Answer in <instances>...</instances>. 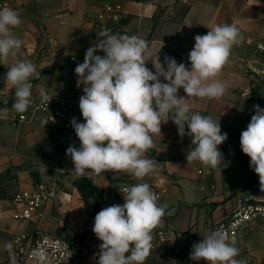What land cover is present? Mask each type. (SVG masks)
Wrapping results in <instances>:
<instances>
[{
	"label": "crops",
	"instance_id": "obj_1",
	"mask_svg": "<svg viewBox=\"0 0 264 264\" xmlns=\"http://www.w3.org/2000/svg\"><path fill=\"white\" fill-rule=\"evenodd\" d=\"M113 4L123 7L125 18L134 17L135 27H127L126 31L146 41V67L153 72V63L157 56L162 62L165 55L190 68L188 54L194 47V37L207 34L216 25L235 23L240 29L242 39L239 44L233 46L229 60L217 77L226 87L223 97H189L187 100L193 112L211 117L220 123L222 133H227V140L218 147L227 155L224 161L233 163V166L220 172L199 162L187 164L186 153L194 147L191 145V137L185 135L181 138L177 126L169 120L167 124H162L161 134L153 136L155 147L146 153L148 158L158 162V174H150L143 180H137L134 176L122 172L107 171L116 178L95 182L108 197L111 191L116 190L115 193L121 197L120 205L124 203L123 195L119 193L123 185L147 182L159 191L158 204L167 206L162 223L153 232L165 228L169 232L170 243L187 233L207 236L211 230L215 231L214 225L237 207L239 200H264L259 177L250 167V157L242 152L240 146L241 132L246 130L251 116L255 114L253 106L264 108V79L259 74L261 56L257 52V44L264 43V0H141ZM174 5L185 7V12L174 26L173 32L165 36L159 31L160 27H164L163 21L160 22L158 30L153 32V21H146L145 15H151L162 7L167 12ZM103 9V5H93L91 0H16L14 10L20 14L23 22L13 31L23 44L15 56L0 61V66L9 69L17 60L32 62L34 53L41 47L37 38L41 32L49 44V51L58 60H62L65 66L55 71L54 62L41 64L40 69H48L52 74L45 75L33 85V102L24 113H18L13 108L14 100L10 101V96H13L14 89L9 83L0 90L1 166L6 162L3 158L7 156L8 151L4 143L9 142L10 136L14 134L9 119L20 114L31 115L40 100V89L43 88L48 95L55 97L76 96L74 70L83 62L87 48L97 40L95 25L97 16ZM144 20L146 26H143ZM184 96L186 93L181 89V97ZM45 119L49 121L47 115L37 114L33 123L18 129L19 133L15 134L13 140H28L34 135L26 133L33 130L39 132L35 134L36 139H39L45 134L44 130L48 131L46 127H61L58 122H48L44 127L41 122ZM68 137L71 139L69 135ZM194 168H198L199 172ZM120 182L122 184L118 186ZM116 185L118 188L113 189ZM67 197L70 202L67 210L71 222L66 229L70 233H79L88 216L76 193ZM46 220L41 225L42 229L55 236L54 233L58 231L56 229L62 226ZM11 224L16 233L29 228L27 224L12 220ZM91 225L93 227L94 223ZM242 240L250 253L255 255L263 252L264 224L250 225L238 243ZM100 243L98 239L86 254L82 251L81 259L75 264H97ZM160 250H151L145 264H160Z\"/></svg>",
	"mask_w": 264,
	"mask_h": 264
},
{
	"label": "clouds",
	"instance_id": "obj_2",
	"mask_svg": "<svg viewBox=\"0 0 264 264\" xmlns=\"http://www.w3.org/2000/svg\"><path fill=\"white\" fill-rule=\"evenodd\" d=\"M20 14L9 7L0 8V61L15 56L23 41L14 33L22 24ZM86 50L84 60L75 67L77 87H82L79 109L84 122L70 123L79 139V147L70 145L66 155L79 176L122 172L143 180L158 174V162L146 156L155 147L153 136L161 134L162 124L171 120L178 135L191 137L187 164L199 162L222 172L229 166L219 150L227 140L219 122L193 112L189 97L220 99L226 92L217 79L229 60L234 45L242 36L235 23L216 25L207 34L196 35L188 58L190 68L175 58L159 56L155 72L146 67V41L137 35L114 34L101 30ZM104 53L103 56L96 54ZM40 72L27 60H17L7 71L6 80L15 90L13 108L24 113L33 102V79ZM163 78V81L161 80ZM186 96H178L179 89ZM42 102L51 98L42 88ZM254 115L241 132L242 152L250 157V167L258 175L264 191V108L253 106ZM49 121L42 120V126ZM187 127V132H186ZM124 203L100 210L92 228L101 241L97 264H145L153 247V231L162 223L166 205L147 182L136 183L122 191ZM11 244L8 245L10 250ZM240 252L222 231H212L193 244L189 258L206 264H246L237 259ZM10 255V264H16Z\"/></svg>",
	"mask_w": 264,
	"mask_h": 264
},
{
	"label": "rangeland",
	"instance_id": "obj_3",
	"mask_svg": "<svg viewBox=\"0 0 264 264\" xmlns=\"http://www.w3.org/2000/svg\"><path fill=\"white\" fill-rule=\"evenodd\" d=\"M139 1L141 0H91V3L105 7L110 3ZM167 12L162 7L151 15H145L146 21H153V32L158 30L161 26L160 22L163 21L164 27H160L159 31L165 36L170 35L174 26L184 14L185 7L174 5ZM133 18H124L121 24L126 28H133L136 25L133 22ZM145 20L143 26H146ZM96 27L97 25H95V34H98L100 31ZM37 38L41 47L39 51L34 53L32 63L36 66L37 71L40 72L39 79H41L47 74H52V72L47 71L48 69H40L43 62H54L55 71L61 70L65 63L60 59L58 60L49 51V44L46 42V37L42 32L39 33ZM7 71L8 69L0 66V90L5 88L8 83L5 78ZM39 79H33L31 83L34 85ZM161 80L163 81V78ZM181 89L178 91V96H181ZM14 95L15 90H13V96H10V101L15 99ZM46 129L48 131L44 130L45 134L39 139L35 137V134L39 132L35 130L27 132L26 134L34 136L25 141L13 140L19 130L12 129V134H14L10 136L9 142L4 143L8 151L7 156L3 158V161H6L5 164L1 166L2 162H0V264H10V251L14 255L13 238L16 231L12 230L10 208L13 197L18 191L35 189L51 195L46 206V212L48 211L46 221L54 222V224L59 223L62 226L56 229L58 231L54 233L55 236L73 241L79 240L84 254L90 250L93 243L98 242L91 225L94 223L95 215L105 207L119 204L121 200L120 195L115 193L116 190L111 191L108 197L104 190L95 185L96 181L104 180L105 178L115 179V175H109L105 172L100 175L82 177L72 172L74 165L66 155V150L70 145L78 148L80 142L69 139L67 133L57 125L50 128L46 127ZM17 140H19L18 135ZM0 161H2V158H0ZM121 184L120 182L118 186ZM116 188H118L117 185L113 189ZM73 193L79 196L83 209L88 216L86 224L83 228L81 227L82 231L79 233H70L66 229L71 222L67 210V206L70 205L67 195ZM64 207L65 209H63ZM204 237L206 236L198 233H187L159 248L161 249L160 256H162L160 264H206L203 260L193 261L189 258L193 244L201 241ZM9 244L12 245L10 250L8 249ZM231 244L239 249L240 254L237 259L245 260L246 264H264V251L255 255L250 253L248 248L245 247L243 240L240 243L234 242ZM15 261L16 264H19L16 257Z\"/></svg>",
	"mask_w": 264,
	"mask_h": 264
},
{
	"label": "built area",
	"instance_id": "obj_4",
	"mask_svg": "<svg viewBox=\"0 0 264 264\" xmlns=\"http://www.w3.org/2000/svg\"><path fill=\"white\" fill-rule=\"evenodd\" d=\"M16 0H0V8L9 7L14 9ZM125 18L123 7L120 4H107L97 16L98 31L109 29L114 34H132L126 31V27L121 24ZM257 52L261 56L260 76L264 79V43L257 44ZM86 53V51H85ZM96 54L103 56L104 53ZM77 62L76 59H72ZM77 82V75L74 74ZM83 95L82 86L76 88V96L67 98L64 96H51L49 103L42 102L41 98L37 107L31 115L20 114L9 119L12 129H19L25 124H31L37 114L48 116L50 123L58 122L62 129L68 133L72 141L79 142L78 137L70 123L72 118L79 122H84L79 109V98ZM224 160L227 159L225 152ZM233 166L230 163L224 170H229ZM199 172L198 168H194ZM134 184L123 185L119 189L121 195L124 188ZM151 187V186H150ZM159 199L160 193L156 188L151 187ZM51 195L35 189H25L18 191L12 200L10 210V220L27 224L29 228L17 232L13 238V250L19 264H75L81 259L82 244L79 240H69L55 237L42 229L41 225L46 219V206ZM252 224H264V200L256 201L254 198L241 199L237 207L225 218L214 225L215 231L219 230L226 234L230 243L238 242L242 239L249 226ZM171 241L169 232L161 228L153 232L152 249L164 247Z\"/></svg>",
	"mask_w": 264,
	"mask_h": 264
}]
</instances>
